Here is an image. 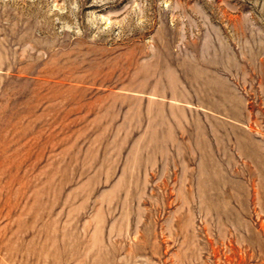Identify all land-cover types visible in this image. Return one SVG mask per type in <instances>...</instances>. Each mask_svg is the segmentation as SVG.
<instances>
[{
  "label": "rangeland",
  "instance_id": "obj_1",
  "mask_svg": "<svg viewBox=\"0 0 264 264\" xmlns=\"http://www.w3.org/2000/svg\"><path fill=\"white\" fill-rule=\"evenodd\" d=\"M0 264H264V0H0Z\"/></svg>",
  "mask_w": 264,
  "mask_h": 264
}]
</instances>
